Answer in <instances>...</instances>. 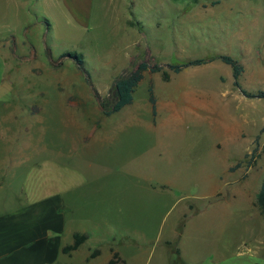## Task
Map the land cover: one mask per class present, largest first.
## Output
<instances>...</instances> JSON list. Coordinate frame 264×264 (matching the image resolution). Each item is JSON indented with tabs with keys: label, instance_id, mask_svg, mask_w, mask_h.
Listing matches in <instances>:
<instances>
[{
	"label": "rangeland",
	"instance_id": "rangeland-1",
	"mask_svg": "<svg viewBox=\"0 0 264 264\" xmlns=\"http://www.w3.org/2000/svg\"><path fill=\"white\" fill-rule=\"evenodd\" d=\"M81 1L71 0L69 8L64 0H38L24 14L0 10V28L7 23L19 31L18 40L9 41L12 62L20 66L12 82L21 102L17 106L36 114L33 122L20 119L31 133L22 139L24 164H49V156L50 164H72L75 185L87 171L99 173L112 164L113 173L103 176L102 185L71 195L80 207L73 224H86L91 234L73 262L86 264L83 256L98 248V257L87 264H105L113 248L126 264H171L174 258L182 264L178 254H172L178 249L182 261L196 264L200 250H212L224 232L227 247H234L243 235L257 234V222L247 227L243 221L248 202H207L218 167L228 155V148L211 150L209 137L229 124L231 112L239 107L227 74L231 67L216 59L189 68L183 76L164 68L169 81L198 83L196 91L213 97L214 111L197 115L178 98L177 85L163 81L161 72L150 74L147 67L227 55L243 66L240 86L264 92V0H221L215 6L209 5L212 0H92L86 21L80 22L73 14L83 8ZM26 21L30 25L18 30ZM122 78L133 86V102L122 111L139 113L112 127L103 111L115 102L114 84ZM150 84L157 100L155 126L150 123ZM175 100L178 111L172 109ZM251 103L253 124L244 126V138L232 146L239 151L253 147L264 124V99ZM259 142L264 144V134ZM249 160L246 169L264 164V150L258 148V156L245 162ZM161 172L181 188H154ZM116 192L119 203L112 212ZM222 194L221 199L225 191ZM252 205L259 211L255 202ZM166 240L175 242L164 247Z\"/></svg>",
	"mask_w": 264,
	"mask_h": 264
},
{
	"label": "crops",
	"instance_id": "crops-1",
	"mask_svg": "<svg viewBox=\"0 0 264 264\" xmlns=\"http://www.w3.org/2000/svg\"><path fill=\"white\" fill-rule=\"evenodd\" d=\"M91 1H81L80 7L83 8H79V11L73 14L80 22H83L81 19L86 21ZM37 2L38 0H0V10L13 8L22 10L24 14L26 9L34 7ZM67 2L64 0V3L70 8L71 0ZM6 17L7 14L5 13ZM28 25L30 23L26 21L20 25L18 30L24 31ZM0 30L1 33H3L2 30H5V35L0 38V264H75L73 262L74 257L83 253L84 246L91 240V234L87 229L88 227H85L86 224L83 227L81 226L82 222L76 221L73 224L72 218L75 217V212L80 207L72 202L71 195L83 187L102 185L103 176L113 173V169L110 167L112 164H106V168L99 169L101 170L99 173L93 169L87 171L85 179L76 185L72 184L70 178L72 164H50V156L49 164H24L22 139L31 136V133L25 132L23 122L20 119L33 122V117L36 114L21 111L17 106V104H21L20 98L12 87L13 74L17 72L16 69L20 66L12 62L9 41L18 40L19 35L17 33L19 31L7 23L2 24ZM189 68L177 75L183 76ZM9 73L11 74L10 80H8ZM227 74H231L232 77V70L231 73L228 71ZM171 81L166 83L177 85L181 89L180 94L178 92V98L181 102L189 105V110L193 115L199 114L200 111H205V113L214 111L213 97L206 91H196L198 83L189 82V80ZM236 92L238 93L236 102L239 107L231 112L230 123L209 137L211 150L217 152L223 147L224 150L228 148V155L222 165L218 167L219 172L213 181L212 197L207 199V202L224 199L229 202L240 200L248 202L249 210H245L243 221L247 227L250 221L257 222L259 231L253 235H243L234 247L226 246V239L223 237L224 232L220 236V242L218 244H216L217 240L214 242L212 250L207 253H203V249L200 250L201 258L196 264H264V219L252 205L264 178V164H256L255 167L249 169H246L247 167L242 164L240 167L231 170L254 147L253 143V147L247 152L232 147L244 138V126L252 125L254 121L250 114L253 99L244 97L238 90ZM209 97L212 98L211 101H207ZM171 105L173 110L178 111L176 100ZM156 112L154 120L151 114L150 123L153 126L156 125L158 117L157 100ZM138 113L136 109L125 113L121 109L119 112L106 117L109 118L108 120L111 121L113 127L119 120L136 118ZM257 134L255 138L258 136L261 151L264 144L259 142V136L264 134V124L257 129ZM63 154L66 155L65 150ZM67 154H70V151ZM89 168L90 164H85V169ZM157 183L154 188L161 191L171 192L172 189L181 188L180 183L164 179L162 172ZM108 185L109 183H107ZM152 185L149 187L152 188ZM222 191H225L226 194L221 199ZM118 200L119 193H113L111 197L112 212L118 206ZM83 204L86 206L84 200ZM74 235H84L86 240L76 250L64 254L62 249L73 244ZM171 242L175 241L166 240L163 242L164 247ZM94 250H98V248L91 249L83 256V261L86 264L89 260H95V257H91ZM177 251L181 263L187 264L184 260L182 261L178 249ZM112 252L119 254L113 248L110 249L111 254ZM119 256L121 257L120 254ZM244 257L252 258L254 262H245L242 260Z\"/></svg>",
	"mask_w": 264,
	"mask_h": 264
},
{
	"label": "trees",
	"instance_id": "trees-1",
	"mask_svg": "<svg viewBox=\"0 0 264 264\" xmlns=\"http://www.w3.org/2000/svg\"><path fill=\"white\" fill-rule=\"evenodd\" d=\"M197 1V0H193ZM221 0H212L209 2L210 6H215L220 3ZM71 57L75 58L73 54H69ZM220 60L226 65H229L232 70V86L239 91L241 95H243L246 98L249 99H264V92L263 91H258V92H248L244 90L240 86L239 78L241 77L244 69L243 66L236 61L235 59L231 58L230 56L227 55H221L209 59H193V60H187L182 63H177V64H164V65H152L148 66V72L150 74L154 73H162V79L163 81L167 82L169 81V75L164 71V68L168 69L174 74H178L181 71H183L186 68L189 67H194V66H201L208 64L214 60ZM148 91V102L150 105L151 109V114L153 120L156 117V98L153 92V87L152 84H150L147 88ZM133 86L131 82L127 79H118L115 84H114V95H115V102L113 105L108 109L103 111L104 116H110L113 113L119 112L121 109H123L125 106L130 105L133 102ZM258 136L254 140V147L251 150L250 153L245 154L243 160L238 162L231 170H234L238 167H240L242 164H244L246 167H249L252 164V161H246V159H253L258 156ZM264 150V147L262 148ZM255 204L258 206L260 214L263 216L264 219V178L262 180V183L260 185V189L258 193L256 194L255 197ZM86 240V236L84 235H74V242L72 245L64 247L62 249V252L64 254H67L71 251L76 250L84 241ZM99 254L98 250H94L93 253L91 254V257H95ZM172 254L177 255L178 252H173ZM179 260L177 258H174L172 260L171 264H177ZM106 264H125V261L119 256L117 252H112L110 259L107 261Z\"/></svg>",
	"mask_w": 264,
	"mask_h": 264
}]
</instances>
